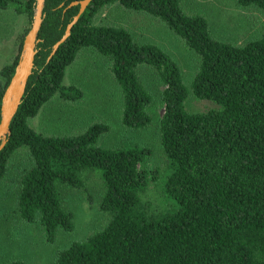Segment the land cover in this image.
I'll list each match as a JSON object with an SVG mask.
<instances>
[{"label":"trees","instance_id":"16d2710c","mask_svg":"<svg viewBox=\"0 0 264 264\" xmlns=\"http://www.w3.org/2000/svg\"><path fill=\"white\" fill-rule=\"evenodd\" d=\"M74 1L80 0H44L32 73L0 149V183L11 175L13 159L22 156L9 185L21 218L38 222L46 241L53 242L59 229H74L73 214L63 206L67 189L96 201L104 216L100 228L59 251L56 264H264V33L241 44L224 42L212 35L204 15L186 12L181 0H91L50 55L79 11V4L70 5ZM236 2L264 12V0ZM114 4L157 18L196 52L190 86L161 47L98 20ZM35 5L36 0H0V9L25 13L29 21ZM27 31L18 38L14 60L0 69V107ZM85 49L106 59L126 128L142 130L151 122L152 95L137 68L157 73L163 85L161 164L153 170L145 165L154 154L150 147L132 141L99 145L107 124H92L76 135L32 127L53 98H81V89L65 85L64 78ZM191 95L208 107L189 109ZM93 174L101 189L86 185Z\"/></svg>","mask_w":264,"mask_h":264},{"label":"rangeland","instance_id":"374dc122","mask_svg":"<svg viewBox=\"0 0 264 264\" xmlns=\"http://www.w3.org/2000/svg\"><path fill=\"white\" fill-rule=\"evenodd\" d=\"M181 2L186 12L204 15L212 35L224 42L241 44L257 39L264 33V12L254 5L239 6L236 0ZM98 20L104 24H118L126 28L140 43L148 42L161 47L179 65L184 84L190 86L198 67V55L157 18L114 4L105 8ZM31 23L32 20L29 21L25 13L16 15L10 9H0V69L12 62L18 51L15 32L12 34L10 28L14 26L16 34L20 36L26 28L29 30ZM141 68H137V75L152 95L148 107L151 122L144 129L133 130L121 124L120 90L109 72L106 59L92 49L80 52L78 58L66 69L64 84L79 87L83 93L81 98L70 102L53 98L31 120L32 127L45 134L76 135L92 124H107L109 130L99 138V145L117 147L122 141H132L150 147L154 154L145 165L153 170L157 164H161L157 154V132L163 112L160 100L163 85L159 83L153 68ZM187 103L189 109L203 110L208 107L209 102L199 101L191 95ZM20 160L21 155L13 159L11 175L0 183V263L19 259L25 264H56L58 252L97 231L104 216L98 210L96 201L89 202L84 192L67 189L63 206L73 214L74 229H59L55 240L47 242L38 222L31 223L21 218L15 201L14 186H9L12 184L11 179H14L13 171L17 170L15 165ZM91 176L86 185L101 189L98 176Z\"/></svg>","mask_w":264,"mask_h":264},{"label":"water","instance_id":"95a60500","mask_svg":"<svg viewBox=\"0 0 264 264\" xmlns=\"http://www.w3.org/2000/svg\"><path fill=\"white\" fill-rule=\"evenodd\" d=\"M91 0L74 1L70 5L79 4V11L73 18L72 22L66 27L63 36L52 48L51 54L57 50L59 44L63 42L70 34L71 27L78 20L79 15L84 11ZM44 0H36L35 12L32 23L27 31L21 46V51L14 73L6 86L0 107V149L5 145L7 137L10 134V122L17 111L22 99L26 82L32 73L34 56L36 54V45L38 43V31L43 18Z\"/></svg>","mask_w":264,"mask_h":264},{"label":"crops","instance_id":"0c3cea01","mask_svg":"<svg viewBox=\"0 0 264 264\" xmlns=\"http://www.w3.org/2000/svg\"><path fill=\"white\" fill-rule=\"evenodd\" d=\"M7 9H10V8H7ZM11 11H13L14 13H16L13 9H10ZM19 14H21V13H19ZM16 15H18V13H16ZM11 33L13 34L14 32V36H15V43L17 44V42H18V36H19V34H16V30H15V27L14 26H12L11 28ZM10 33V34H11ZM0 37H1V34H0ZM16 56V55H15Z\"/></svg>","mask_w":264,"mask_h":264}]
</instances>
